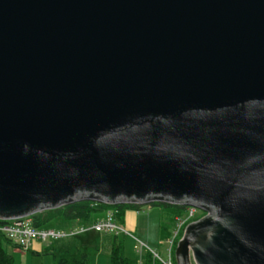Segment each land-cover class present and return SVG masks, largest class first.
Masks as SVG:
<instances>
[{
    "label": "water",
    "instance_id": "95a60500",
    "mask_svg": "<svg viewBox=\"0 0 264 264\" xmlns=\"http://www.w3.org/2000/svg\"><path fill=\"white\" fill-rule=\"evenodd\" d=\"M186 205L175 264H264V0H0V218Z\"/></svg>",
    "mask_w": 264,
    "mask_h": 264
},
{
    "label": "rangeland",
    "instance_id": "374dc122",
    "mask_svg": "<svg viewBox=\"0 0 264 264\" xmlns=\"http://www.w3.org/2000/svg\"><path fill=\"white\" fill-rule=\"evenodd\" d=\"M92 213L93 219L104 218V211L102 210L94 211ZM203 216H205V213L195 209L194 215L190 219L192 220L196 217L200 219ZM190 219L185 222L183 225L184 227L189 223L196 221L193 220L188 223ZM116 223L128 233L126 235L122 234L118 237L123 243V252L126 258L139 260V251L141 248V253H143V255L145 251L150 250L157 253L161 259H166L167 245L164 243L165 236L161 234L162 229H160V226L167 229V232L171 237L175 225L171 212L168 208H165L163 204L152 206L142 205L139 211L133 209L126 210L123 221L121 223ZM66 225V222L57 218L48 223L47 227L67 229ZM112 238V233L85 232L73 237L66 236L42 243L43 245L52 244L51 250L60 254H64L65 252H68L69 254H77L79 249L84 245L94 246L98 249V252L89 257V264H109ZM141 243L143 244L142 247H140ZM3 247L13 258V264H55V260L51 254L32 255L30 251L14 250L10 244H4Z\"/></svg>",
    "mask_w": 264,
    "mask_h": 264
},
{
    "label": "trees",
    "instance_id": "16d2710c",
    "mask_svg": "<svg viewBox=\"0 0 264 264\" xmlns=\"http://www.w3.org/2000/svg\"><path fill=\"white\" fill-rule=\"evenodd\" d=\"M152 205H158L156 203H152ZM165 208H168L173 216V222L175 225V219L178 217H185L188 214V206L186 205H168L163 204ZM142 205L133 204V203H117V204H105L98 203L94 201H90L87 199L83 200H74L67 204L61 205L56 208H46L41 211L35 212L29 215L31 219L32 226L35 228H49L47 224L55 219H61L64 222H76L77 224H91L95 219L92 218L94 211L98 210H106L110 209L114 212V220L116 222H122L124 213L126 210H136L139 211ZM204 213V212H202ZM185 214V215H184ZM200 218V217H199ZM198 218H193L188 221L191 222L193 220H197ZM71 228V227H70ZM53 229H61V228H53ZM61 229V230H68ZM162 235L165 236V240L170 238L167 229L162 228ZM165 229V230H164ZM182 235V231L178 233L175 237L172 250L171 257L175 264L174 260V249ZM120 235H113L111 240L110 247V255H109V264H139L137 259H129L124 256L123 243L118 238ZM10 244L13 248H18L15 244L9 242L7 238L0 233V264H13V258L6 252L3 245ZM52 245L48 244L43 247L40 252H36L30 250L32 255H40V254H51L55 260V264H89V257L98 252V249L94 246H82L79 249L77 254H69L65 252L64 254L56 253L51 250ZM20 250V249H19ZM29 251V249L25 250ZM140 264H162L159 260L153 258L152 253L150 251H145L144 255L141 258Z\"/></svg>",
    "mask_w": 264,
    "mask_h": 264
},
{
    "label": "built area",
    "instance_id": "2783aa9c",
    "mask_svg": "<svg viewBox=\"0 0 264 264\" xmlns=\"http://www.w3.org/2000/svg\"><path fill=\"white\" fill-rule=\"evenodd\" d=\"M195 209L188 207V214L185 217H178L175 219V226L172 236L165 240L167 245V257L161 259L157 253H152L153 258L159 260L162 264H174L171 257V250L175 237L180 231H183L185 222L194 215ZM85 232H97V233H112L113 235H126L128 234L124 228L119 226L114 220V212L110 209L104 210V218L96 219L91 224L79 225L71 227L68 230L53 229V228H35L32 226L29 216L13 219L0 218V233H2L9 242L15 244L20 250H27L31 246L33 241L45 242L53 239H60L66 236L73 237ZM180 239V238H179ZM142 243L140 247H142ZM140 258L138 260L141 263L143 253L141 248L139 251Z\"/></svg>",
    "mask_w": 264,
    "mask_h": 264
},
{
    "label": "crops",
    "instance_id": "0c3cea01",
    "mask_svg": "<svg viewBox=\"0 0 264 264\" xmlns=\"http://www.w3.org/2000/svg\"><path fill=\"white\" fill-rule=\"evenodd\" d=\"M79 225H85V224H77L76 222H68L66 225V228L75 227V226H79ZM45 246H47V245H43V243L40 241H33L30 248H29V251L33 250L36 252H40L42 250V248ZM13 249L17 250V251L19 250L18 248H13Z\"/></svg>",
    "mask_w": 264,
    "mask_h": 264
}]
</instances>
